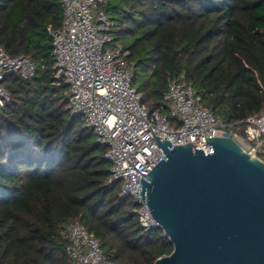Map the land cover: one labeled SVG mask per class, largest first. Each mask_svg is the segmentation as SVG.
I'll return each mask as SVG.
<instances>
[{
	"label": "trees",
	"instance_id": "1",
	"mask_svg": "<svg viewBox=\"0 0 264 264\" xmlns=\"http://www.w3.org/2000/svg\"><path fill=\"white\" fill-rule=\"evenodd\" d=\"M112 33L144 106L160 109L184 73L204 105L227 123L264 113V0H107ZM61 0H0V46L37 65L25 79L6 73L11 99L0 112V264H75L62 225L81 220L115 264H153L173 245L145 231L132 198L111 181L108 147L74 114L55 84L52 37Z\"/></svg>",
	"mask_w": 264,
	"mask_h": 264
},
{
	"label": "built area",
	"instance_id": "2",
	"mask_svg": "<svg viewBox=\"0 0 264 264\" xmlns=\"http://www.w3.org/2000/svg\"><path fill=\"white\" fill-rule=\"evenodd\" d=\"M64 12L59 27L48 26L52 37L54 83L67 86L74 114L82 115L100 144L108 147L111 181H121L122 198H132L141 227L160 228L148 204L141 198V174H149L166 154L159 147L168 137L173 143L206 144V137L239 132L264 160V113L249 116L244 125L227 123L207 108L193 82L184 73L174 77L164 95L170 114L180 121L170 124L160 109L143 105L142 94L126 65L130 54L112 33L114 21L107 0H61ZM33 78L37 65L23 54L10 55L0 46V112L11 99L2 83L6 73ZM260 151L261 154L260 155ZM67 255L75 264H115L104 254L101 242L79 219L62 225Z\"/></svg>",
	"mask_w": 264,
	"mask_h": 264
},
{
	"label": "water",
	"instance_id": "3",
	"mask_svg": "<svg viewBox=\"0 0 264 264\" xmlns=\"http://www.w3.org/2000/svg\"><path fill=\"white\" fill-rule=\"evenodd\" d=\"M154 136L166 157L141 174V198L173 250L153 264H264V160L245 136Z\"/></svg>",
	"mask_w": 264,
	"mask_h": 264
},
{
	"label": "rangeland",
	"instance_id": "4",
	"mask_svg": "<svg viewBox=\"0 0 264 264\" xmlns=\"http://www.w3.org/2000/svg\"><path fill=\"white\" fill-rule=\"evenodd\" d=\"M163 101H164V103H165V100H163ZM165 104H166V103H165ZM166 105H167V104H166ZM167 106H168V105H167ZM169 111H170V109H169ZM260 155H262V154H261V151H260Z\"/></svg>",
	"mask_w": 264,
	"mask_h": 264
}]
</instances>
